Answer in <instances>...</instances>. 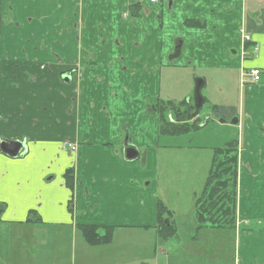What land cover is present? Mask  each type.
Returning <instances> with one entry per match:
<instances>
[{
    "label": "crops",
    "instance_id": "crops-1",
    "mask_svg": "<svg viewBox=\"0 0 264 264\" xmlns=\"http://www.w3.org/2000/svg\"><path fill=\"white\" fill-rule=\"evenodd\" d=\"M177 41L181 52L171 57ZM253 67L263 70L259 82L243 77ZM199 77L213 114L201 120L200 110L196 131L163 133L152 107L193 102ZM217 121L221 136L228 124L239 136L210 146L185 140ZM1 139L26 149L0 151V264H70L75 239L84 264L83 225L113 228L114 238L117 230L153 231L143 243L148 255L124 264L218 261L219 227L201 222L195 202L215 149L234 140L240 226L231 264H264V0H0ZM127 144L138 157H125ZM202 164L204 174L191 177L199 180L193 206L170 204L184 168ZM160 201L172 233H159ZM25 233L32 245L12 250L11 239ZM68 235L71 253L56 256L53 245Z\"/></svg>",
    "mask_w": 264,
    "mask_h": 264
},
{
    "label": "rangeland",
    "instance_id": "rangeland-1",
    "mask_svg": "<svg viewBox=\"0 0 264 264\" xmlns=\"http://www.w3.org/2000/svg\"><path fill=\"white\" fill-rule=\"evenodd\" d=\"M212 87V86H210ZM210 93V90H208L207 88L203 89V94L204 95H208ZM213 109H212V105L210 104V102H207L203 108L201 109V114H200V118L201 120H205L208 119L209 116H211L213 114ZM174 118V116H173ZM227 127H225V129H229V131H227V137L226 136H221V132L223 131V125L217 121L216 123L211 122L210 124H208L207 126L202 128L201 132H194L192 134L187 135L185 138V140H187V138H191V141H193L194 145H202V146H210V145H220L223 143V140L225 139L224 137H226L227 139H229V137H238L239 133L237 131V126L236 125H231L228 124L226 125ZM230 134V136H229ZM174 141H176V139H171V143H173ZM176 143V142H175ZM193 149V148H190ZM237 154L239 156V149L240 147L237 146ZM208 154H210V151ZM180 169L183 167V165L179 166ZM176 168V166L173 165V163L171 162V171ZM195 169V168H194ZM198 168L196 167V171L194 172H189L188 168H184V178L180 180V178L178 179V185L172 184L170 186V188H174L173 189V197H171L170 199V204H173V202L175 200H182L183 205L186 206H193V201H192V189L195 188L196 185L199 184V180H197L196 182L193 181L191 179L192 176L195 175H200V174H204V166L203 164L200 167V170H197ZM228 188L231 189L232 188V182L230 181L228 184ZM236 188L237 191V204H238V194H239V180L237 178V183L234 186ZM202 191V190H201ZM201 192L198 193V195ZM231 219V218H230ZM231 222V223H230ZM207 224V223H206ZM211 224V223H209ZM220 225V224H219ZM226 225V224H224ZM239 222H238V217H237V206H236V215H235V220H229V222L227 223V228H219V230L215 233L217 240L215 241V243L212 244V252L211 253H217L218 257L219 255H221L222 257H219L218 261H208V264H231V262L233 261V257L235 256V240H236V232H237V228L239 227ZM116 231V230H115ZM187 231H193V230H187ZM17 236L20 235L19 233L16 234ZM22 237L16 238L15 236L12 240V243L8 244L11 246L12 250H15L19 247V243H24V247H29L31 246V242L29 239V234L25 233V234H21ZM58 239L60 238V233L58 234ZM151 237H153V231H148V230H122L120 233L117 230V234L116 237L111 241L114 243L110 244L109 243H105V244H100V245H89L86 244V246L84 247L85 251L88 255V259L84 264H110V260L114 259V258H119L117 261V264L121 262V264H124L126 261V258L128 256H130L131 254H137V255H148L149 250L148 247L149 246H145L143 243H146L147 239H150ZM75 239V238H74ZM20 240V241H19ZM15 244H14V242ZM134 241H136V244L134 243ZM110 244V245H108ZM102 246V247H100ZM51 247V246H50ZM217 247V248H214ZM10 248V247H9ZM53 248L55 249L56 253L55 255L58 256L62 253V250H64L66 253H64L65 255L69 256V254L71 253V241H70V236L68 235L66 240H64V242H58V244L56 246L53 245ZM215 249V251H214ZM216 249H218L216 251ZM221 249V250H220ZM220 250V251H219ZM63 251V252H64ZM83 253V250L80 246L77 245V240L75 239L73 242V247H72V259L73 262L70 264H81L79 261L80 258V254ZM26 252H24L23 257L26 256ZM95 255V256H93ZM120 255V256H119ZM22 256V255H21ZM94 257V258H93ZM102 258H105L107 260H102ZM99 260H102L100 262H98ZM70 262V259H69ZM57 264H60L59 261H56ZM154 261L151 263L153 264ZM202 263V262H201ZM11 264H25V260L24 259H17L14 258L11 262Z\"/></svg>",
    "mask_w": 264,
    "mask_h": 264
},
{
    "label": "trees",
    "instance_id": "trees-1",
    "mask_svg": "<svg viewBox=\"0 0 264 264\" xmlns=\"http://www.w3.org/2000/svg\"><path fill=\"white\" fill-rule=\"evenodd\" d=\"M192 24L200 25L201 22L193 21ZM152 109L160 115L161 131L163 133H189L196 131L200 127V123L195 115V106L191 101L183 100L179 103H175L173 101L159 100ZM169 112L173 114L175 121L168 119ZM190 120H192L191 123L188 122ZM237 150L236 140L230 141L225 147H218L215 149V158L210 167L207 180L201 193L196 197L195 202L197 206V215L204 224L215 225L223 229L227 228L226 226L229 220H235L237 191L234 186L238 178ZM71 172L72 171L69 169L66 173L68 184H71ZM230 181L232 182L231 189L228 188ZM165 211H167V207L160 201V234L163 233V231H170V233H172L171 228L162 224V217ZM80 230L85 241L90 245L109 243L113 240L115 235V230L113 228L100 229L96 226L83 225L80 227Z\"/></svg>",
    "mask_w": 264,
    "mask_h": 264
},
{
    "label": "water",
    "instance_id": "water-1",
    "mask_svg": "<svg viewBox=\"0 0 264 264\" xmlns=\"http://www.w3.org/2000/svg\"><path fill=\"white\" fill-rule=\"evenodd\" d=\"M182 48V41H177L176 42V48H175V54L173 56H178L181 52ZM204 84L203 78H197L195 82V89H194V106H195V115L199 114L200 109L203 107L204 104V96L202 94V87ZM224 121V120H222ZM232 124H237L239 123V118L235 117L234 119L231 120ZM22 149H26L24 142L20 141H9L6 139H1L0 140V151L7 153L10 156H17L20 153H22ZM139 155V150L131 145L127 144L125 146V157L129 160L134 159L138 157Z\"/></svg>",
    "mask_w": 264,
    "mask_h": 264
},
{
    "label": "built area",
    "instance_id": "built-area-1",
    "mask_svg": "<svg viewBox=\"0 0 264 264\" xmlns=\"http://www.w3.org/2000/svg\"><path fill=\"white\" fill-rule=\"evenodd\" d=\"M153 2L157 0H152ZM263 70L257 67L251 68L249 71L243 73V77H248L251 82H259L262 79Z\"/></svg>",
    "mask_w": 264,
    "mask_h": 264
}]
</instances>
